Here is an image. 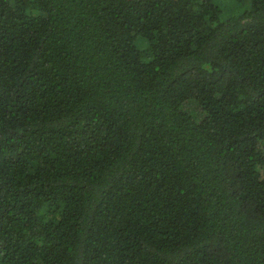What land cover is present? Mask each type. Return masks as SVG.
Returning a JSON list of instances; mask_svg holds the SVG:
<instances>
[{"label":"trees","instance_id":"1","mask_svg":"<svg viewBox=\"0 0 264 264\" xmlns=\"http://www.w3.org/2000/svg\"><path fill=\"white\" fill-rule=\"evenodd\" d=\"M230 1L0 0V264H264V0Z\"/></svg>","mask_w":264,"mask_h":264},{"label":"rangeland","instance_id":"2","mask_svg":"<svg viewBox=\"0 0 264 264\" xmlns=\"http://www.w3.org/2000/svg\"><path fill=\"white\" fill-rule=\"evenodd\" d=\"M215 3L218 4V5H221V6H229L232 2L230 0H215ZM184 109L187 111V112H190V111H194L197 109L196 105H192V106H185Z\"/></svg>","mask_w":264,"mask_h":264}]
</instances>
